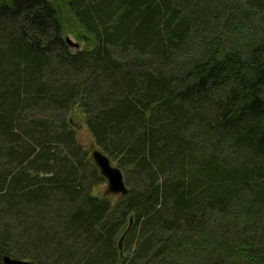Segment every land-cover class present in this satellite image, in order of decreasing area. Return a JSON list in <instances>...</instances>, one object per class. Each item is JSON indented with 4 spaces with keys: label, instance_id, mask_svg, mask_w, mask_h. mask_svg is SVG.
I'll return each instance as SVG.
<instances>
[{
    "label": "trees",
    "instance_id": "trees-1",
    "mask_svg": "<svg viewBox=\"0 0 264 264\" xmlns=\"http://www.w3.org/2000/svg\"><path fill=\"white\" fill-rule=\"evenodd\" d=\"M70 117L126 171L116 204ZM6 254L264 264V0H0Z\"/></svg>",
    "mask_w": 264,
    "mask_h": 264
},
{
    "label": "water",
    "instance_id": "water-1",
    "mask_svg": "<svg viewBox=\"0 0 264 264\" xmlns=\"http://www.w3.org/2000/svg\"><path fill=\"white\" fill-rule=\"evenodd\" d=\"M67 44L72 48H79V43L73 41L70 37H65ZM70 123H72L75 127L81 128L82 125L79 122H75L72 118H70ZM91 158L95 162L96 166L99 168L101 174L108 181V191L110 193H120L122 196H125L129 193V188L124 179V173L122 169L112 163L111 158L104 153L100 148H94L91 152ZM133 225V217H130L129 225L126 231L121 236L118 247L120 252L123 251V241ZM3 264H37L33 260L22 259L13 257L9 254H6L2 258Z\"/></svg>",
    "mask_w": 264,
    "mask_h": 264
},
{
    "label": "rangeland",
    "instance_id": "rangeland-1",
    "mask_svg": "<svg viewBox=\"0 0 264 264\" xmlns=\"http://www.w3.org/2000/svg\"><path fill=\"white\" fill-rule=\"evenodd\" d=\"M67 13H69V17H71V13L69 11L66 10ZM69 20V19H68ZM76 20L74 21H70L69 20V23L70 24H75ZM69 25V24H68ZM65 37H70L73 41L79 43V48H83L87 43L85 42V40H80L78 39L76 36H75V32H72V31H69L68 34L65 35ZM72 118L75 122H79L81 123L82 127L81 128H77L79 131H78V139L86 146H88L89 150H90V154L92 152V150L94 148H98L96 143H95V140L93 138V136L91 134H89V132L86 130V126L84 127L83 125V121L82 120H79V119H76V118H73V117H70ZM112 163L116 166L117 165V161L113 160ZM123 173H124V179H125V182L127 184V180H126V171L123 170ZM128 186V184H127ZM92 193L93 194H96L98 196H109L111 197L112 201L114 204H116L122 197V195L120 193H110L108 191V181L106 180L105 182H102L101 184H98L94 187H92ZM128 227V226H127ZM127 229V228H126ZM126 231V230H125ZM124 231V232H125ZM123 235V234H122ZM121 238V237H120ZM29 260V259H28Z\"/></svg>",
    "mask_w": 264,
    "mask_h": 264
}]
</instances>
